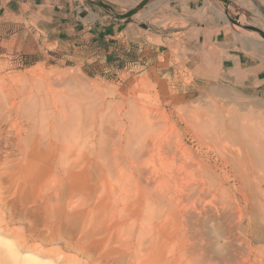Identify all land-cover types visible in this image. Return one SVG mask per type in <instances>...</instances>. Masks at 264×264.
Masks as SVG:
<instances>
[{
	"label": "rangeland",
	"instance_id": "1",
	"mask_svg": "<svg viewBox=\"0 0 264 264\" xmlns=\"http://www.w3.org/2000/svg\"><path fill=\"white\" fill-rule=\"evenodd\" d=\"M71 1L163 35L0 46V264H264V96L225 88L215 43L174 49L167 0ZM209 1L263 67L264 0Z\"/></svg>",
	"mask_w": 264,
	"mask_h": 264
},
{
	"label": "crops",
	"instance_id": "2",
	"mask_svg": "<svg viewBox=\"0 0 264 264\" xmlns=\"http://www.w3.org/2000/svg\"><path fill=\"white\" fill-rule=\"evenodd\" d=\"M94 4L90 1L89 9L84 6L82 12L83 3L76 5L71 0H0V46L26 49L40 41L64 40L71 47L79 46L87 53L97 50L105 56L111 51L115 55L130 52L139 42L147 51L158 50L149 40L157 35L150 28L143 32L119 17L113 6L97 8ZM163 7L162 17L170 28L176 27L172 32L178 38H172L174 49L215 43V55L227 71L225 88L242 95L252 91L264 96V66L249 65L243 54L222 45L226 39L213 33L221 20L209 0H167ZM160 33L157 36L162 37Z\"/></svg>",
	"mask_w": 264,
	"mask_h": 264
},
{
	"label": "bare ground",
	"instance_id": "3",
	"mask_svg": "<svg viewBox=\"0 0 264 264\" xmlns=\"http://www.w3.org/2000/svg\"><path fill=\"white\" fill-rule=\"evenodd\" d=\"M229 19V18H228ZM251 34V33H250ZM253 34V33H252ZM251 34V35H252ZM253 39L255 40L254 42L257 44V45H259V46H262L263 47V49H264V38L261 36V35H256V36H254V34H253ZM252 40V39H251ZM251 40H250V42H251ZM252 43V42H251ZM252 45V44H251ZM235 72V71H234ZM232 74V73H231ZM236 81V80H235ZM229 89V88H228ZM222 90V89H221ZM230 90V89H229ZM234 92V91H233ZM246 92H248L247 90H246ZM241 93V92H240ZM238 94V93H237ZM242 94V93H241ZM25 122V121H24ZM22 130V129H21ZM23 134V133H22ZM21 141V140H20ZM194 213V212H193ZM186 214V213H185ZM188 226V225H187ZM145 229H148L147 227H145ZM144 242V241H143ZM194 246V245H193Z\"/></svg>",
	"mask_w": 264,
	"mask_h": 264
},
{
	"label": "water",
	"instance_id": "4",
	"mask_svg": "<svg viewBox=\"0 0 264 264\" xmlns=\"http://www.w3.org/2000/svg\"><path fill=\"white\" fill-rule=\"evenodd\" d=\"M130 16H131V13L119 14V17H122V18H129Z\"/></svg>",
	"mask_w": 264,
	"mask_h": 264
}]
</instances>
